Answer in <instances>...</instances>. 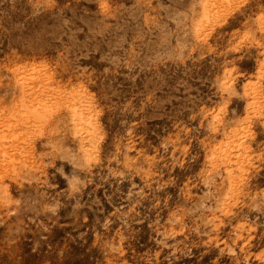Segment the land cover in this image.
<instances>
[{"label": "rangeland", "instance_id": "374dc122", "mask_svg": "<svg viewBox=\"0 0 264 264\" xmlns=\"http://www.w3.org/2000/svg\"><path fill=\"white\" fill-rule=\"evenodd\" d=\"M191 7L0 0V121L26 92L77 104L96 137L86 157L67 128L9 140L0 264H264V0H219L183 35ZM209 169L228 193L201 210Z\"/></svg>", "mask_w": 264, "mask_h": 264}, {"label": "bare ground", "instance_id": "6f19581e", "mask_svg": "<svg viewBox=\"0 0 264 264\" xmlns=\"http://www.w3.org/2000/svg\"><path fill=\"white\" fill-rule=\"evenodd\" d=\"M199 4V9L197 12L191 7L190 13L187 15L190 20L184 22V24L179 27V32L185 35L188 31L196 34L200 32L201 28L208 25L207 22L211 20L212 5L219 0H195ZM59 69L55 70L53 73L48 74L46 77L49 79H55L58 82L62 81L64 77H70V73L65 64H59ZM20 78L16 79V83L20 82ZM220 87L228 95H236L237 92L233 88V85L221 83ZM26 92L20 93L19 98L15 101L9 108L7 113L3 111V119L0 121L2 126H11L12 129L9 132L0 130V169H7L6 155L9 154L8 145L9 140L14 138H20L21 136L26 138L27 133L30 135L32 133H37L42 135L48 130L50 136L59 137L61 132L67 128L71 133L73 138L77 139V146L80 152L86 157L87 152L91 149V146L95 143L96 137L92 134V127L94 122L91 118L85 114L83 108H80L77 104H67L65 108L60 104H54L49 100L41 98L37 100L35 104L29 105L25 103ZM221 107H217L214 111L213 117L218 116V111ZM63 110H65L64 119L56 120L57 117L62 115ZM1 113V114H2ZM213 122L209 121L208 125H212ZM20 130L15 129V127H20ZM14 127V128H13ZM213 135L211 136L210 143L216 138V129H213ZM85 133V134H84ZM222 139L218 141L215 147H218L219 151H224L225 147L222 145ZM53 148L58 150H63L64 144L61 139L52 140L50 142ZM225 155H222V158ZM213 153L208 155V158H212ZM230 169H227L225 173L227 174ZM214 174L211 169H209L203 180L205 191L204 194L199 198L197 206L201 209L214 210L215 208H220L228 193V187L224 182L220 184L212 183ZM8 201V194L3 185H0V204ZM201 217L203 216L200 215Z\"/></svg>", "mask_w": 264, "mask_h": 264}]
</instances>
